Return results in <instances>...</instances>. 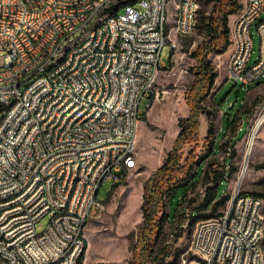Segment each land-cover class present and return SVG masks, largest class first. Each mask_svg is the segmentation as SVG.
Returning <instances> with one entry per match:
<instances>
[{
    "label": "built area",
    "instance_id": "2783aa9c",
    "mask_svg": "<svg viewBox=\"0 0 264 264\" xmlns=\"http://www.w3.org/2000/svg\"><path fill=\"white\" fill-rule=\"evenodd\" d=\"M177 0H0V264H83L84 229L102 185L137 157L132 127L154 91ZM199 0H184L182 36ZM118 7L108 18L107 8ZM264 0H246L231 29L230 77L264 75ZM260 52L254 53V32ZM72 66L50 72L64 47ZM37 59H48L46 68ZM10 107V114H3ZM262 197L240 189L201 219L181 264H264ZM50 216L46 229L36 224Z\"/></svg>",
    "mask_w": 264,
    "mask_h": 264
},
{
    "label": "rangeland",
    "instance_id": "374dc122",
    "mask_svg": "<svg viewBox=\"0 0 264 264\" xmlns=\"http://www.w3.org/2000/svg\"><path fill=\"white\" fill-rule=\"evenodd\" d=\"M240 2L244 4V0ZM199 3L197 25L191 35L182 36L177 33L175 20H169L170 37L175 41V46L165 45L161 57L164 66L160 69L154 91L150 94L151 100L148 102L144 98L141 102L136 167L119 182L111 179L101 186L98 199L105 202V209L93 208L92 216L86 223L84 234L87 251L83 264H129L132 259V249L137 241V228L143 219L141 205L145 181L167 158L180 131V121L190 113L186 94L198 75L195 70L197 60L193 52L198 44L208 37L206 17L214 1L199 0ZM239 12L240 10L229 16L231 29ZM174 17L175 8L172 10V18L175 19ZM262 18L264 19V14ZM254 35L251 63L257 60L260 52V38L256 30ZM209 60L217 76L203 102L205 111L200 117L197 140L184 145L186 154L196 146L200 162L195 165L193 174L196 176L191 178L188 187L166 197L163 208L164 231L156 244L155 254L171 243L174 244L164 264H181L183 253L189 251L191 246L197 223L207 217L196 219L192 215L191 207L196 203L193 200L200 199L206 189L202 179L204 171L210 165L225 169L217 195L218 198L228 195V198L215 210L211 207L201 209L202 215H221L231 202L234 192L239 189L243 192L262 193L264 200V120L256 133L245 168L247 148L253 129L264 112V75L251 86H247L228 77L230 61L228 50L220 54H211ZM258 98L261 100L253 110V118L245 122V113L252 108ZM232 103H235L234 107L228 114L227 110ZM208 111L216 115L213 143L207 139ZM227 117L232 119V124L227 121ZM237 128L239 133L236 136ZM231 137L236 138L233 147L230 149L224 147ZM201 164L203 167L196 174L197 166ZM262 211L264 214V203ZM49 222L50 216H44L36 224L38 232L46 229ZM180 232L182 236L176 240Z\"/></svg>",
    "mask_w": 264,
    "mask_h": 264
},
{
    "label": "trees",
    "instance_id": "16d2710c",
    "mask_svg": "<svg viewBox=\"0 0 264 264\" xmlns=\"http://www.w3.org/2000/svg\"><path fill=\"white\" fill-rule=\"evenodd\" d=\"M213 1V7L206 17L208 37L200 42L193 52V56L197 60L195 70L198 75L193 86L186 94L190 113L180 121V131L167 158L145 181L141 205L143 219L137 228V241L132 249V259L129 264H164L174 244L171 243L155 254L156 244L164 231L165 215L163 214V208L166 197L173 192L177 193L180 189H186L190 184L191 178L196 176L193 171L195 165L200 162L196 146L186 154L184 145L197 140L200 117L205 111L203 102L209 95L217 76V73L211 68L209 57L213 53L220 54L228 50L231 43L229 16L243 8L240 0ZM260 100L259 98L256 99L252 108L245 113V122H249L253 118V110ZM227 112L228 114L231 113L230 105ZM207 118L209 123L207 139L210 143H213L215 139L216 115L208 111ZM227 121L232 124L231 118L227 117ZM235 133L237 136L239 128L235 130ZM235 141L236 138L231 137L223 146L230 149ZM202 167V164L197 166L198 171L196 174ZM224 174L225 169L214 168L213 165H210L204 171L202 181L206 189L200 199L193 200L196 203L191 207L192 215L196 219H201L203 216H207L205 218L213 217L214 215L212 214L202 215L200 210L209 207L215 210L218 206L225 203L228 195H222L219 198L217 195V190ZM250 193L260 197L263 196L262 193L255 191ZM180 236H182L181 232L177 234L176 240Z\"/></svg>",
    "mask_w": 264,
    "mask_h": 264
},
{
    "label": "bare ground",
    "instance_id": "6f19581e",
    "mask_svg": "<svg viewBox=\"0 0 264 264\" xmlns=\"http://www.w3.org/2000/svg\"><path fill=\"white\" fill-rule=\"evenodd\" d=\"M174 8H175V17H174L175 18V29L177 33H180L178 29H179V25H183L182 8H184V0H177V6H175ZM197 15H198L197 11H190V21L196 22L195 26L192 28V33L196 29ZM2 16H3V9H0V20ZM107 16L108 18L118 17V7H108ZM166 32L168 33V36L170 37L169 22L166 25ZM180 35L182 34L180 33ZM173 43L175 44V41H173ZM73 53H74V46L64 47V51H60L59 58L55 59V64H50V72H57V68H64L66 66H72ZM37 66H39V68H46V66H48V59H37ZM228 77H230V72L228 74ZM0 83H1V76H0ZM3 114H10V107H3ZM263 120H264V112L258 118L256 125L253 129V135L249 141L248 148H247L248 154H247V159L245 162V168L248 163V157L253 149L256 133L261 127ZM140 121H141V117H136L134 127H132V141H137ZM136 163H137V157H134L132 161V168L136 167ZM243 175H244V171L240 177V181H239L240 183L242 182ZM261 230H264V223H261ZM193 238H194V234H193Z\"/></svg>",
    "mask_w": 264,
    "mask_h": 264
},
{
    "label": "water",
    "instance_id": "95a60500",
    "mask_svg": "<svg viewBox=\"0 0 264 264\" xmlns=\"http://www.w3.org/2000/svg\"><path fill=\"white\" fill-rule=\"evenodd\" d=\"M234 104H235V103H232V104L230 105V109H233Z\"/></svg>",
    "mask_w": 264,
    "mask_h": 264
},
{
    "label": "crops",
    "instance_id": "0c3cea01",
    "mask_svg": "<svg viewBox=\"0 0 264 264\" xmlns=\"http://www.w3.org/2000/svg\"><path fill=\"white\" fill-rule=\"evenodd\" d=\"M240 1H241V0H240ZM245 1H246V0H244V4H245ZM244 4H243V6H244ZM140 122H141V121H140Z\"/></svg>",
    "mask_w": 264,
    "mask_h": 264
}]
</instances>
